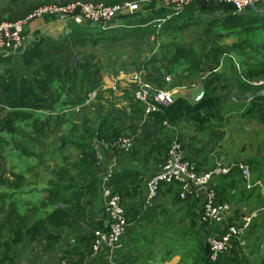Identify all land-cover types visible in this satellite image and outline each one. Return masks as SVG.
Listing matches in <instances>:
<instances>
[{"label": "trees", "instance_id": "16d2710c", "mask_svg": "<svg viewBox=\"0 0 264 264\" xmlns=\"http://www.w3.org/2000/svg\"><path fill=\"white\" fill-rule=\"evenodd\" d=\"M72 1L76 0H4L2 3H4L3 6L6 5V8L3 11H5L6 14L0 13V16L10 15L13 12L20 14L18 11H23V9L29 8V6L34 4H66ZM82 1H101L114 4L122 0ZM195 10L197 14L192 15ZM210 14L213 15L210 16ZM176 16L179 20L178 25L176 24L177 27L174 28L172 19ZM176 16H173L172 19L165 20L158 29H147L143 33L154 34L158 31L167 32L172 28L174 30H180L182 26L189 23L195 25L201 23L205 24V31L209 32L213 29V36L220 35L219 31H215L220 29L218 26H223V32L227 34L236 31L237 28L241 29V31L239 29L240 33H247L252 28L264 25V0H260L254 5L248 6L245 11L240 13H234L230 5H217L204 1H194L190 3L183 12ZM111 22H113V20H111L108 25H110ZM68 27L73 37L76 38L77 44H98L107 41L106 39L109 36L106 35L107 30L90 24L83 25L69 22ZM44 41L57 42V40L40 39L34 41L29 47L22 51V65L25 68L31 69V71L29 76H22L20 79L16 78L12 71L13 62L11 63L9 57L0 55V66L2 65L8 68L7 70H0V104H3V106L0 105V144L6 142L2 133L9 134L13 142L16 141V136L18 135L24 137L25 140L27 129L35 133L33 136L36 138L47 135L44 124L48 122H37V120L33 119V113L31 111L51 110L60 100L61 92H58V90H62V85L75 83L78 80L75 83L79 85L78 94L70 100H63L62 103L73 105L72 108L80 105V108L77 117L71 118L70 116H66V119L71 121V125L68 126V131L63 133L59 138L58 143L49 150V153L52 154L51 160L57 163L56 167L51 170L52 175L46 180L45 184L41 185L38 180H35L37 183L35 181L26 182V172L32 169L31 166L28 167L25 173L12 170L6 173L0 169V232H3V230L10 232L8 237L3 239L0 244L3 249V254L0 257L1 262L10 259V253L15 249L16 245L23 244L26 239L34 240L37 239L38 236L45 234L49 243L57 242L59 240V235L53 234L51 232L52 230H61L64 227H70L72 226L73 220H77L78 224L80 220L85 221L83 218L95 208L94 198L100 202V207L102 206V190L105 188L102 187L103 184L104 186L107 185L111 187L114 193H119L122 202L126 196H136L140 191V186L137 185L140 173L137 170L110 167L101 177L95 175L98 158L96 156L94 144L97 141L103 140V142L106 143V147L111 149L114 153H118L119 151L123 153L124 151L119 150L114 143L120 138L130 137L133 139V147L127 154L133 153L134 144L137 139H139L138 122L143 116L142 105L134 100L129 92H126L124 94V99H127L129 111L123 113L121 117L118 116L119 111L122 113L121 110L113 111V103H111V105L96 103V101L102 99L104 92L112 93L113 91L111 89H98L100 81L97 74L99 70L96 68L91 70L92 68L87 62L79 64L78 67L74 65L62 70L59 60L49 58L47 51L43 49L42 44ZM252 47L251 43L244 38L233 42L229 49L235 52L238 57H241L240 66L246 78L264 77V67L260 68L255 61L252 63L251 60H249L250 58L252 59V57H249L251 56L249 53ZM223 50L224 48L221 46L213 45L209 50L201 54L198 59H195V56L185 47H177L168 59V72L172 74L178 65H180L179 63L184 60L186 63H189L185 70L187 73L180 74L179 77L184 78L191 86L197 84L198 81H195L196 76L197 80L200 81L198 73L203 69V66L199 65L200 60L203 61V64L208 60H212L215 64L219 63V58L224 52ZM141 67L143 66L141 65L137 69ZM219 71L220 70L212 72L207 78L202 79L205 93L200 100L191 102L183 95H176L170 104H158L157 110L151 112L147 118L153 119L159 128L165 127L162 123L176 125L181 122L194 124L198 131L205 129L207 126L209 127L211 120L217 118L220 113L221 101L223 99L219 95L220 91L228 90L232 97H235L236 94L231 93L234 85L229 78L223 76V74L222 76H217ZM92 75H94V78H92ZM165 75V72H152L148 73L146 78L155 83V85L166 88L165 84L169 82L163 79ZM173 75L177 76L175 72ZM83 80L88 82L86 88L81 84ZM240 81L252 90L256 89L241 78ZM55 82H57V88L53 86ZM175 85L178 84H169L168 88L170 89ZM92 90H96L95 98L87 101V94ZM263 103L264 95H254L251 99V103L247 105L241 115L254 118L259 122L264 121ZM89 113L91 116L88 115ZM218 118L220 119L221 117ZM157 132L159 131L155 129L150 131L149 135L146 136V141L150 140V143L155 144L150 137L154 136ZM24 140L20 139L16 141L15 144L20 154L26 157L35 156L36 151L30 149ZM26 140L30 142L33 138H29L27 135ZM156 141L158 144L155 145L163 149L158 152L162 162L166 155L169 142L164 144L163 141L162 144H159L160 140L156 139ZM104 149L106 148L102 146L101 152ZM152 150H154V148L148 149L147 152L150 153ZM250 160L251 159H249L247 163L251 166ZM257 163L258 162L254 160L253 167H257ZM254 169L253 172H255ZM230 175L231 177L228 181H217L213 189L216 192V200L218 202H226L229 205L236 204L234 206H236L237 209L239 202L244 201L248 197V191L250 192V190L246 188L241 179L240 171L237 168H232L231 172L227 175L215 178L228 179ZM233 175H235V178L232 177ZM104 177L107 178L106 181H104ZM34 183L36 186L41 187V191L39 192L43 193V195L37 197L39 201L32 205L30 211L32 212L33 207L36 205H38L39 208L50 207L51 209L46 213L45 217L31 220L26 213L20 211L18 205L12 199V195L13 192L19 191L29 184L34 185ZM172 185L175 187L174 184ZM245 194L246 197H243ZM189 198L190 197L180 199L177 194L176 202L181 204ZM191 203L195 202L191 201L190 204ZM151 205L143 204L142 206L141 203L138 206L126 208L125 216L127 220L129 222H150L156 220L157 216H159L158 209L160 204L155 202ZM184 205L187 204H182V206ZM194 222L195 221L192 223ZM229 222L237 223V221L234 222L233 220ZM199 223L201 233L198 234V232H195L191 244L186 247L184 251L181 250L183 247L180 244L179 250L182 252L176 248H169V250L166 251L168 253L170 252L167 254V257L179 251L180 261L182 263L187 262L186 260L188 257L191 258V261L186 264H247L245 260L246 257L241 252L242 247L237 246V244L227 253L219 254L215 259H210L208 243L205 240L206 233H209L206 226H211L212 231H210L214 233L218 232V228H216L215 223ZM88 225H90V227L84 229V233H80L74 237L73 245L70 249L64 251L63 256L66 258L68 257L67 259L73 262H79L90 258L93 264H101L99 259L102 257L101 252L104 250L99 251L97 255L91 256L92 244L96 238V231L106 230L107 226L103 222V219L95 220ZM251 225L252 223L250 227ZM261 230L264 231V228H261ZM259 234L262 235H259L258 240L252 244L250 255H261L260 264H264V235L261 231ZM73 255H75L76 258H74ZM110 264L112 263L110 262Z\"/></svg>", "mask_w": 264, "mask_h": 264}, {"label": "crops", "instance_id": "0c3cea01", "mask_svg": "<svg viewBox=\"0 0 264 264\" xmlns=\"http://www.w3.org/2000/svg\"><path fill=\"white\" fill-rule=\"evenodd\" d=\"M220 5V4H217ZM260 5V4H259ZM167 13V9L162 7L160 4L156 3V2H151L149 4H142L139 12L137 13H130V12H124L121 13L119 15H117L114 19L113 22H111L110 25H108V27L106 29L103 30H107L106 31V35H109L108 38L106 39L107 41L104 42H100L98 44H107L110 42V40H116L118 42H122L125 40H129L131 37H133L134 34L136 35H153L152 33H147L144 34L143 32L146 31L147 29H155L164 22L163 18L165 17ZM196 15L197 11L195 10L194 13L192 15ZM213 14H210V16H212ZM222 15V14H220ZM185 17V15H184ZM179 19H177L178 21ZM173 22H175L173 20ZM109 23V22H108ZM174 24V23H173ZM200 26H202L204 29H206V25L205 24H199ZM94 26V25H92ZM68 24H63L61 22L52 20V18H50L49 16H44L41 18H35L32 19L30 21H28L25 26H24V30H23V34H24V40H25V49L27 47H29L34 41L40 40V39H49V40H57V42H49V41H44L42 46L43 49L45 51H47L48 53V57L52 58V59H57L59 60L60 64H61V68L62 70L66 69V68H70L72 66H79V59L76 53V50L73 48L74 46H86V45H90V46H94V45H98V44H90V43H85V44H77L76 43V38L73 37V35L71 34L70 28L68 27ZM176 24H174V28H176ZM218 31L220 34H222L223 32V26H218ZM139 29H141L139 31ZM240 28H237V32L234 35V38L228 37V38H223L222 41L220 42L219 45H223L224 48H230L232 43L240 40V39H244L246 38V40H248L252 47V50L250 51L249 57H252V59L250 58L249 60H251V62L253 63V61H255V63H257L258 67H264V25L259 26V27H255L252 28L250 31H248L247 33L241 32V29L239 31ZM170 30H174L173 28ZM169 30V31H170ZM213 31V29H211ZM161 32V31H160ZM159 33V32H156ZM169 33V32H167ZM155 34V33H154ZM67 43V44H66ZM61 44H65L64 46L58 47ZM74 44V46H73ZM68 49L65 50V47H68ZM213 46V44H212ZM24 49V50H25ZM22 50V51H24ZM22 51H16L13 52L11 51V53L9 55H7V57H9V59L11 60V63L13 62V66H12V71L14 72L16 78H21L22 76H29L30 75V71L31 69L25 68L22 65L21 62V54ZM248 51V50H247ZM255 57V58H254ZM237 59H239L238 61H240L241 57H237ZM83 59V58H82ZM243 59V58H242ZM81 61V60H80ZM88 62V61H87ZM10 67V66H9ZM8 68L6 66H0V70H7ZM175 73L179 74L178 72H176L175 69ZM228 74H225L223 76H226L227 78L230 79V81L233 83L234 88H236V91L232 93L233 89L231 90L232 94H235V97H232L230 95V92L228 90H222L220 91L219 95L223 98H221L224 102L222 103L223 105H228V109L230 111H228V109H225V115L221 114V118L219 119L220 121H222L223 119H226L227 117L230 118L231 116L235 115L232 114L233 112H231V110H235V113L237 115L240 114V118H243L244 121L250 123H257L260 125H264V121L259 122L254 118H248L246 116L241 115L245 108L247 107V105H249L251 103V99L254 97L253 96H249L247 97V94H255V95H264L262 94V89L261 88H256V89H251L248 86L244 85L241 81H240V75H238V73L236 74L235 72H227ZM123 76H120L119 78H121ZM117 77L110 75V76H98V79L100 81L99 84V88L100 90H107V89H111L113 90L112 93H103V97L104 100L100 99L98 101V104L100 103H105L108 105L113 106V111H119L121 110L122 113H120V111L118 112V116H123V113L128 112L129 108L127 106V99H124V94L127 92L131 94V90L129 88V86L127 85L128 83L123 82L118 83V79ZM188 82V81H187ZM57 82H55L53 84V86L55 88H57ZM184 83V81H183ZM81 84L83 85L84 88H86L88 86V83L86 82V80L81 81ZM125 84V86H124ZM181 84V83H180ZM185 84V83H184ZM197 84L192 85L189 88H186V93L185 94H178V95H183L185 97H188L189 92L195 88ZM70 85L69 83L62 85L63 89L65 90H58V92H61L60 95V100L59 102H57L53 108L51 110H33L31 111L33 113V119L37 120V122L41 121V122H48L46 124H44V129L47 131V135L45 136H39V137H35V139H33V144H27L30 149L36 151L35 156H24L21 155L19 152L18 147L13 143L12 139H10V135L7 133H2V135L4 136L6 142L4 144H0V153H1V157H0V169L3 170L5 172L4 169V162L2 160V157H7V160H5V162L7 164L11 165L10 170L12 171H21L24 172L28 169V167H49V164L47 161L44 160L43 156L44 154L51 149L55 143H54V138L49 139L51 133H54V136L57 135V133L59 134H63L66 133L68 130V123H67V119H66V112L65 110H61L60 107L66 105L64 103H62L63 101V94H67L66 92V87ZM179 86H183V85H175L174 87L170 88V89H174L176 87ZM70 87H73V90H70V94L72 95V98L78 94L79 92V85L75 84V87L73 85H70ZM106 87V88H104ZM165 87L168 88V83L165 84ZM119 91V92H118ZM175 93V92H174ZM229 96H228V94ZM238 93V95H237ZM174 96V94H173ZM176 96V95H175ZM174 96V97H175ZM66 97H69L68 95ZM112 99V101H111ZM230 99V100H228ZM111 101V103H110ZM233 102V104H232ZM62 103V104H61ZM64 104V105H63ZM1 106H3V104H0ZM237 108H234V107ZM263 108H264V103H263ZM237 109V110H236ZM215 118H213L211 120H214ZM49 120V121H48ZM211 123L210 126L205 127V129L198 131L195 128V125L192 123H179L176 125H167L165 123H162L163 128H159V126H157V124L154 122L153 119L151 118H146L143 117L139 120L138 125H139V139H137V141L134 144V152L133 153H129L127 154L129 151H124L122 152H118V153H114L111 149H104L102 151V156L101 159L98 160L97 163V167L95 170V175H98V177H101L103 175V173L108 169V168H119V169H127V170H137L140 175L139 180H138V184L140 186V191L136 196L133 197H128L126 196L123 199V204H124V208L126 211V208H131L132 206H138L139 204L142 203V206L144 204V199H145V182L146 180L149 178L150 175H152L155 171H157V169L160 166V158L161 156L158 155L159 150H163L162 147H158L155 144H158L156 139H159V144L164 141V144L166 143H170L172 139L174 138H178L183 142L184 145V149H185V156H187V158L193 160L197 166H198V171H202L205 170L209 167H211L214 162L216 160L229 157V154L225 153L223 147L225 146V144H228L229 142L227 141L226 137H224L223 133H224V129L223 128H214L211 129ZM223 123V122H222ZM190 126H192L194 128V133L192 135H189L191 132V128H189ZM223 127V126H222ZM189 128V129H188ZM157 130L159 132H157L154 136H151L150 139L154 141L155 144L150 143L149 141H146V136L149 135V132L152 130ZM238 131H240V129H238ZM245 132V130H243ZM252 134H256L257 130L252 131ZM33 135H35V133H32ZM2 136V137H3ZM21 139V136H16V141H19ZM53 143V144H51ZM257 144H264V135H263V139L260 143ZM152 151H150V153L147 152L148 149H153ZM226 150V147H225ZM222 151V154H219V152ZM12 154V155H10ZM222 157V158H219ZM224 160V159H222ZM54 163V161H53ZM8 168V169H9ZM8 173V172H7ZM28 171L26 172V176H27ZM231 177V175L229 176ZM256 177V176H255ZM264 177V176H262ZM257 178H254V181H257ZM258 181H262L261 179H259ZM41 184V183H40ZM262 186L258 187H252V188H247L248 190H250V192L248 191V197L244 200L239 202L240 205H246L248 202L252 201L254 199L255 196V189L256 188H262L263 187V183L261 182ZM43 185V184H41ZM32 186H36L33 185ZM41 189L40 186H37ZM32 188H23L19 191H15L13 192L12 195V199L14 200V202L17 204V200L13 198L14 195H17V197H21L22 195L24 197H28L27 194H33V197L30 198L31 200H35L37 197L41 196V192L37 193L36 196V191L32 190L31 192H29ZM1 191V189H0ZM168 197L166 200H169V204L165 205V201L163 198L164 197ZM176 196H177V189L176 187H174L172 184H167L165 186H163L160 190L159 196L156 198V200L153 203H158L160 204V207L158 209L159 211V216H157V219L154 221H150V222H135V221H130L131 225L129 227V231L124 239V247L118 251H116L114 254H109L107 251H102V257L99 259L101 264H110V262L112 264H186L188 262L191 261V258L188 257L187 258V262L182 263L180 261V252L181 250H185L186 247H188L191 244V240L194 237L195 232L194 229L192 230V232H187L183 237L180 235H177L174 238V244L175 247L174 249H178L181 246L183 247L181 250H179L176 254H170L167 257V254H169L168 252H165L164 255L159 257V258H155L153 255L149 256V251L150 249H152L153 246H155L157 244L158 238H164L166 236V232L162 231V226L165 224V222L162 221V219L166 216L170 218V214H167V209L170 205V201L173 202L172 206H176L177 209H182V210H186V211H190V214H188V219H192L193 215L195 214V212H197V206L196 203L197 202H201V197H202V193H199V191H192L188 194V197H190L187 201H185L184 203L187 205L182 206V204L184 203H178L176 202ZM246 197V194L245 196ZM21 199H23L21 197ZM23 200H27V199H23ZM195 202V203H191L190 202ZM94 203H95V208L93 209L94 211V215L97 216L96 220L99 219H103V222L105 223V215L103 213L102 210V206L100 207V202H98L95 198H94ZM18 208L20 209V211L23 212V210H21L19 203L17 204ZM152 206V205H151ZM31 207V206H30ZM145 207V206H144ZM101 208V210H100ZM30 210V208H29ZM162 211V212H161ZM194 211V212H191ZM25 213V212H23ZM232 216V210L230 207V215L229 218ZM242 220V219H241ZM95 221V220H94ZM230 221V219H229ZM84 222V223H82ZM236 222V221H235ZM237 222H239L237 220ZM90 227V225H88L85 221H79L78 224V228L74 229V235L72 237L71 240V244L66 243V244H62L64 243L62 240H64L63 238H59V240L57 242H53L52 244H57L59 245V250L54 252V250H48V248L50 247H46L43 248L41 250V255L45 256L46 258H50V260H54L56 261L55 263L59 262L62 258H66L64 257V251L67 249H70L71 246L73 245V240L74 237L80 233H84V229H88ZM66 228V227H65ZM191 228V227H190ZM189 228V229H190ZM188 229V230H189ZM61 234V233H60ZM59 234V236H60ZM199 234V232H198ZM58 235V234H57ZM41 236V235H40ZM38 236V237H40ZM8 237L5 236L4 234L3 236L0 237V241L2 242L3 239H6ZM66 237L68 238V235H66ZM38 239V238H37ZM37 239L34 240H30V241H36ZM49 245H52L48 242ZM13 254L10 255V259L1 262L0 264H28L27 262V256H29V252H27L25 255H19L18 257L15 256L17 255V250L16 248L13 249ZM182 252V251H181ZM100 254V255H101ZM27 255V256H26ZM23 257V259L21 258ZM74 258L75 255H73ZM171 257V258H169ZM68 258V257H67ZM169 258V259H168ZM156 259V261L154 260ZM162 259V260H161ZM10 260V261H9Z\"/></svg>", "mask_w": 264, "mask_h": 264}, {"label": "rangeland", "instance_id": "374dc122", "mask_svg": "<svg viewBox=\"0 0 264 264\" xmlns=\"http://www.w3.org/2000/svg\"><path fill=\"white\" fill-rule=\"evenodd\" d=\"M4 0H0V13L2 14H6L5 11H3L6 8V5L3 6L4 3H2ZM37 4H34L32 6H29V8H25L23 9V11H18L17 12H9L11 13L10 15H1L0 19L4 18V19H8V18H13V17H18L22 14H24L26 11L31 10L34 6H36ZM22 12V13H21ZM139 12V10L137 11V13ZM176 16V15H175ZM172 19V17H171ZM175 22H173L174 24L178 25V21H177V16L173 17V19ZM108 26V24H107ZM141 29H139L140 31ZM218 31V30H215ZM159 33H155L153 35H136L134 34L133 37H131L129 40H125L122 42H118L116 40H110L109 43L107 44H98V45H94V46H90V45H86V46H74L73 44V48L76 50L78 59H79V64H84L87 63L91 66V70H93L94 68L99 70V73L97 74L98 76H110L113 75L117 78H119L120 76H123L121 78L118 79V83H123V82H127L128 77L130 76V74L136 70L139 66H143L146 70V73H156V72H165L166 75H171V81H169V84L172 83H176L178 85H183V86H179L175 88V95L178 94H185L186 93V88L191 87L190 83L187 82L184 78L179 77L180 74H186L187 72L185 71L188 64L186 63L184 60L181 61V63H179L180 65H178V67L176 68V72L179 73L176 74L177 76L173 75V72L171 74V72H168V59L170 58L171 54L175 51V49L177 47H185L187 50H189V52L195 56V59H198L200 57L201 54H203L204 52H206L207 50H209L213 45H218L221 46L222 48L223 45H219L220 42L222 41V39L231 37L234 38V35L236 33H238L237 31H233L229 34L223 32L220 35H216L213 36L214 32L211 30L209 32L205 31V29L200 26V25H195V24H187L185 26H182L180 30L175 29V30H170L167 32H160ZM67 44V43H66ZM65 44H61L58 47L64 46ZM68 47H65V50L68 49ZM225 52H230L235 56V59L238 61L239 59L236 58V53L230 51L229 47L228 48H224ZM223 55V54H222ZM221 55V57H222ZM221 57L219 58V61L221 60ZM238 57V56H237ZM83 58V59H82ZM81 60V61H80ZM240 63V61H238ZM220 63V62H219ZM219 63H214L212 60H208L205 62V64H203V61L200 60L199 65L203 66V69L201 71H199L198 73V78H200V81L197 80V76L195 81H198L197 83H203L201 76L202 74L208 72L212 67L218 65ZM241 64V63H240ZM241 66H240V71H241ZM220 71L218 72L217 76H222L225 74H228L227 72H235L237 74V71L235 70L234 64L233 62L229 59V58H225V60L222 62L221 66H220ZM154 76V75H153ZM184 76V75H182ZM92 78H94V75H92ZM183 80V81H181ZM78 81V80H77ZM76 81V82H77ZM75 82V83H76ZM182 82V83H181ZM75 83H69L70 85L73 84V86L75 87ZM80 83V82H78ZM88 83V82H87ZM181 83V84H180ZM70 85H68L66 87V92L67 94H63V100H70L72 99V95L70 94V90H73V87H70ZM125 86V84H124ZM106 88V87H104ZM62 91L65 92V90L62 88ZM119 92V91H118ZM233 93V91H232ZM228 94V93H227ZM69 97H66V96ZM229 96V94H228ZM102 100H104V97H102ZM230 100V99H228ZM112 101V99H111ZM110 101V103H111ZM231 101V100H230ZM224 101H221V108H220V113L219 116H221V114L225 115V109H228V105H223ZM96 103H98V101H96ZM62 104V103H61ZM233 104V102H232ZM64 105V104H63ZM73 105H64L61 108V110H65L66 112V116H70L71 118H75L78 116V111L74 109V107L72 108ZM234 108H237L236 106ZM237 110V109H236ZM228 111H230L228 109ZM231 112H233L232 114H235L233 116H231L230 118H226L223 119L222 121L219 120V118H215L212 123H211V129H218V128H223L225 131L223 133L224 137H226L227 141L229 142L228 144H225V146L223 147L225 153L229 154V157L226 158V162H238V161H249L251 162V179L252 181H254V178H257L258 180L261 179L262 183H263V187L262 188H256L255 191V196L254 199L250 202H248L246 205H240L238 204L237 209H236V204L234 205H230L231 210H232V216L229 218H227L226 220L229 221L233 220L235 221H239V223L241 222V219L245 216H248L252 213L255 214L254 218L252 219V225L250 227L249 230L246 231V233L244 234V239L246 241V245L242 248L241 252L242 254H244V256L246 257V262L247 264H260L261 262V255L256 254L255 256L250 255L251 253V247L252 244L258 240L259 238V233L260 231L263 232L264 235V231L261 230V228H264V209H263V202H264V144H257L260 143L263 139V135H264V125H260L257 123H248L246 121H244L243 118H240V114L237 115L235 113V110H231ZM88 115L91 116V114L89 113ZM69 117V118H70ZM223 122V123H222ZM68 125H71V121L67 120ZM223 126V127H222ZM189 128H191V132L189 135H192L195 131L194 128L192 126H190ZM188 128V129H189ZM238 129H240V131H238ZM245 130V132L243 131ZM254 130H257L256 134H252ZM68 131V130H67ZM27 135L29 138H33L35 139V137L33 136L32 132L29 131L28 129L26 130V137L24 140V137H21L22 140H24V142H26V144H33V141L27 142L26 138ZM63 134H58L56 136H54V133L52 132L51 135L49 136L51 138H54V143H58L59 138L62 136ZM14 144H16V141L13 142ZM53 144V143H51ZM184 146V145H183ZM226 147V150H225ZM50 150V149H49ZM49 150L44 154L43 158L45 161L48 162L49 167L45 168L42 166L39 167H32L31 170H28L26 179V182H33L35 180L40 181L41 184H45L46 180L48 178H50V176L52 175L51 170H53L56 167V163L54 161L51 160V156L52 154L49 153ZM223 152L220 151L219 154H222ZM12 155V154H10ZM1 153H0V157H1ZM49 157V159H48ZM219 158H222L219 156ZM225 161V158H222ZM2 160L4 162V169L5 172H9L11 165L7 164L5 162V160H7V157H2ZM256 160L257 163V167H253V161ZM213 166V165H212ZM211 166V167H212ZM10 167V168H9ZM9 168V169H8ZM255 168V169H254ZM253 169L255 170V172H253ZM20 172V171H17ZM257 176V177H255ZM233 178H235V175L232 176ZM238 177V176H237ZM230 177L227 178H214L211 181V187H213L215 185V183L217 181L223 182V181H228ZM238 179V178H236ZM222 180V181H221ZM257 180V181H258ZM36 182V181H35ZM37 183V182H36ZM34 185H36L34 183ZM261 187V186H258ZM25 188V187H24ZM28 188H32L29 189L31 192L32 190L36 191V196L37 193L39 191H41V189L37 186H32V184H29L27 187ZM241 188V187H240ZM34 195L33 194H27L28 197H24L23 195L21 196L23 199H27V200H23L21 199V197H17V195H14L13 198L17 200V204L19 203L21 210H23V212H25L29 218L31 220L34 219H38V218H43L45 217L46 213L48 211H50V207L48 208H39L38 205H36L35 207H33V211L31 212L29 210V208H32V205L36 202L39 201V199L36 198L35 200H31L30 198H32ZM43 195V193H41V196ZM168 197H164L163 199L166 200ZM169 204V200L165 201V205ZM173 202L170 201V205L167 209V214H170V218L169 217H164L162 219L163 222H165V224L162 226V231L166 232L168 234H166V236L164 238H158L157 244L155 246L152 247V249H150L149 251V256H154L155 258H159L161 256L164 255V253L170 249H174L175 244H174V238L177 235L180 236H184L187 232H192V230L194 229V231H197L199 233L200 232V216H201V204H202V197H201V202H197L196 206H197V212H195V214L193 215L192 219H188V214H190V211H186L185 209H177L176 206H172ZM31 206V207H30ZM236 209V211H235ZM194 212V211H191ZM94 211L92 210L91 212L88 213L87 216H85L83 219L85 220V222L87 224H90L91 222H93L94 220H96L97 216H95ZM230 215V214H229ZM1 216V215H0ZM193 221H195L194 223H192ZM236 224V223H235ZM216 226V225H215ZM191 227V228H190ZM207 229L209 230V233H206L208 235L214 233L211 232V226H206ZM222 226L221 224L217 223L216 228L220 229ZM78 228V221L77 220H73L72 222V226L70 227H64L61 230H52L51 232L53 234H60L59 238H63L64 240H62L64 243L62 244H66L69 243L71 244V240L74 233V229ZM190 228V229H189ZM189 229V230H188ZM211 230V231H210ZM1 231V229H0ZM4 237L9 235L10 232L8 231H4L0 232V237L3 236ZM66 235H68V238L66 237ZM262 235V234H261ZM260 235V236H261ZM206 238V237H205ZM74 241V240H73ZM1 244V241H0ZM52 244V243H50ZM46 247H50L48 248V250H54V252L59 250V245L57 244H52L49 245L48 244V239L47 236L45 234L41 235L40 237H38V239L36 241H30V239H26L25 242L23 244H18L16 245V250L17 255L15 256H19V255H25L27 252L31 253L29 254V256H27V262L28 264H54L56 261L54 260H50V258H46L45 256L41 255V250L43 248L46 249ZM14 251V250H13ZM13 251L10 253L13 254ZM3 254V249L0 246V257ZM23 259V257H21ZM156 258V259H157ZM171 258V257H169ZM168 258V259H169ZM156 259H154L156 261ZM162 260V259H161ZM10 264V263H8ZM161 264V263H160Z\"/></svg>", "mask_w": 264, "mask_h": 264}, {"label": "built area", "instance_id": "2783aa9c", "mask_svg": "<svg viewBox=\"0 0 264 264\" xmlns=\"http://www.w3.org/2000/svg\"><path fill=\"white\" fill-rule=\"evenodd\" d=\"M194 1H204L214 4L230 5L234 13L245 11L248 6L254 5L260 0H122L114 4H108L101 1H82L76 0L66 4L47 3L39 4L26 11L22 16L13 19H0V55L7 56L11 51H22L25 49L24 26L35 18L49 16L52 20L68 24H90L106 29L108 22L113 20L117 15L138 11L142 4L156 2L167 9L163 21L180 14L184 9ZM229 58L235 67L239 77L255 88H261L264 94V77L246 78L240 71V63L235 56L228 52H223L220 63L214 66L208 72L202 74L201 79L207 78L212 72L220 69L225 58ZM144 67L134 70L127 79V85L131 89L134 100L138 101L143 107V117L157 110L158 104L168 105L174 99V89L161 88L155 83L149 81ZM163 79L166 82L171 81L170 75H165ZM153 92V93H152ZM96 90L87 94V101L95 98ZM80 105L74 107L79 110ZM114 145L122 151H130L133 147V139L123 137L117 140ZM106 147L103 140L94 144L96 156L101 159V147ZM232 168L240 171L241 179L246 188L262 186L260 181H252L250 165L245 161L226 162L222 159L216 160L212 167L198 171L196 163L185 156L183 142L174 138L169 143L166 155L160 163L159 168L145 182V205H151L159 195L161 188L167 184H174L180 199H185L192 191L202 193L201 216L200 221L203 223L221 224L218 232L206 236L208 243L209 258L215 259L219 254L227 253L235 244L240 247L246 245L244 234L249 228L254 213L242 218L241 222L230 223L226 220L230 214V205L220 203L216 200V192L211 187V181L218 176H224L231 172ZM107 178L104 177V181ZM106 183V182H105ZM102 190V208L105 215L106 230H97L96 238L92 244V255H97L99 251H107L114 254L124 247V239L129 231L131 223L125 216V208L119 193H114L109 186ZM264 209V205H263ZM54 264H93L89 259L73 262L67 258H62Z\"/></svg>", "mask_w": 264, "mask_h": 264}, {"label": "water", "instance_id": "95a60500", "mask_svg": "<svg viewBox=\"0 0 264 264\" xmlns=\"http://www.w3.org/2000/svg\"><path fill=\"white\" fill-rule=\"evenodd\" d=\"M236 91V88L233 89V92ZM153 93V92H152ZM205 93V88H204V85L203 83L201 84H198L195 88H193L189 94H188V99L191 101V102H196L198 100H200L203 95ZM253 96L255 95L254 93L253 94H247L246 96L249 97V96Z\"/></svg>", "mask_w": 264, "mask_h": 264}]
</instances>
